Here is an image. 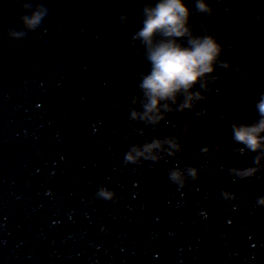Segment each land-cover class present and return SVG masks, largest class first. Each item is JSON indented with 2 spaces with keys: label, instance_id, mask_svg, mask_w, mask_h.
<instances>
[{
  "label": "water",
  "instance_id": "95a60500",
  "mask_svg": "<svg viewBox=\"0 0 264 264\" xmlns=\"http://www.w3.org/2000/svg\"><path fill=\"white\" fill-rule=\"evenodd\" d=\"M184 2L243 71L217 68L194 110L152 125L131 109L156 0H0V264H264V149L231 129L259 118L264 0H211V16ZM174 135L171 154L125 158Z\"/></svg>",
  "mask_w": 264,
  "mask_h": 264
},
{
  "label": "clouds",
  "instance_id": "9594fccd",
  "mask_svg": "<svg viewBox=\"0 0 264 264\" xmlns=\"http://www.w3.org/2000/svg\"><path fill=\"white\" fill-rule=\"evenodd\" d=\"M210 5L211 0H195L196 10L208 16L212 15ZM42 15L37 11L25 16V25L29 28L37 26ZM189 16L184 0H156L154 5L145 6L142 26L135 38L147 47L150 67L139 79L138 88L142 94L140 110L131 109V119L155 125L164 119L167 112L194 110L199 101L206 99L204 93L210 90L208 85L216 81L217 68L231 69L236 73L243 71L221 58L222 46L206 28L203 34L192 33ZM157 35L165 39L154 41ZM182 38H186L184 43L180 42ZM172 105L176 106L175 109ZM255 108L259 116L256 121L231 125L233 140L250 151L264 149V135H261L264 133V92L260 93ZM182 131L186 135L188 126L185 125ZM178 147L175 135L154 138L142 145H132L125 158L130 161L141 156L155 159V150L170 152ZM188 171L195 176L194 169ZM169 179L183 182L179 170H171ZM102 195L109 197L111 194L103 192ZM257 203L264 205V197L258 198Z\"/></svg>",
  "mask_w": 264,
  "mask_h": 264
}]
</instances>
